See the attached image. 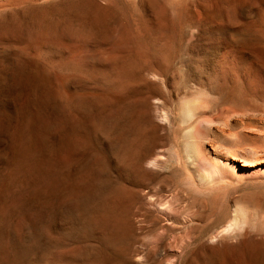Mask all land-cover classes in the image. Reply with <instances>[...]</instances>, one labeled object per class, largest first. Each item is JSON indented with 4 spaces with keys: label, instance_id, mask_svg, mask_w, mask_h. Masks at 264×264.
<instances>
[{
    "label": "rangeland",
    "instance_id": "374dc122",
    "mask_svg": "<svg viewBox=\"0 0 264 264\" xmlns=\"http://www.w3.org/2000/svg\"><path fill=\"white\" fill-rule=\"evenodd\" d=\"M0 264H264V0H0Z\"/></svg>",
    "mask_w": 264,
    "mask_h": 264
},
{
    "label": "bare ground",
    "instance_id": "6f19581e",
    "mask_svg": "<svg viewBox=\"0 0 264 264\" xmlns=\"http://www.w3.org/2000/svg\"><path fill=\"white\" fill-rule=\"evenodd\" d=\"M82 105V104H81ZM237 217V216H236ZM237 219V218H236ZM240 219V218H239ZM237 224V223H236ZM233 226V225H232Z\"/></svg>",
    "mask_w": 264,
    "mask_h": 264
}]
</instances>
